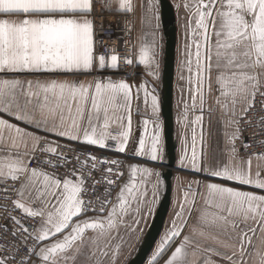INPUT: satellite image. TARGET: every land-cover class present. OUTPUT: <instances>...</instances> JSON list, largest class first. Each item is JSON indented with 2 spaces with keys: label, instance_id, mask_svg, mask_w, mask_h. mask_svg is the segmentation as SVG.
<instances>
[{
  "label": "snow or ice",
  "instance_id": "snow-or-ice-1",
  "mask_svg": "<svg viewBox=\"0 0 264 264\" xmlns=\"http://www.w3.org/2000/svg\"><path fill=\"white\" fill-rule=\"evenodd\" d=\"M113 3L117 11H133L132 0H108L104 7L111 8ZM183 7L188 14L184 66L191 103H184L182 120L191 131V153L185 135L180 165L254 190L205 183L202 193L198 190L200 181L189 182L150 264H157L181 235L197 197L204 207L197 210L198 227L192 232L218 246L205 244L201 248L200 240L187 235L164 264H189V248L193 255L197 250L209 254L202 264H218L212 256L223 264H248L246 256H254L255 264H264V194H260L264 192V178L259 165L252 173L253 157L245 161L237 147L241 125L252 124L248 117L257 110V104L264 113V0H184ZM94 11L95 0H0V113L24 125L0 118V200L4 202L0 220L13 224L12 228L7 223L0 225V264H105L102 257H108L110 251L114 264L120 245L113 246L112 241L122 239L119 227L125 217L132 216V224L139 227L159 202L164 179L159 171L146 166L147 161L163 158L158 97L145 83L137 86L134 95L133 86L124 80L59 78L119 68L118 55L109 58L96 54L94 21L89 19ZM148 11L158 28L155 0H149ZM151 35L150 42L139 46L138 62L125 57L124 63L137 62L158 80L156 33ZM140 90L145 105L151 96L155 119L151 121V135L146 139L142 134L133 142L131 102L140 99ZM214 91L228 153V163L216 166L207 162L203 148L197 151L198 135L201 145L204 143L205 95L210 97ZM213 111L208 108L209 114ZM196 112L200 114L191 119L189 114ZM149 122L143 121L145 133ZM258 126L264 132V115L258 117ZM49 134L69 143L49 139ZM71 142L107 148L136 161L127 164L129 179L120 186L110 209L111 186L116 184L110 177L123 176L119 169L124 162L101 159L74 148ZM129 143L136 144L130 154ZM260 145L264 147V141ZM242 146L250 147L243 142ZM141 157L146 160L138 161ZM255 159L264 161V153ZM61 169L65 170L62 174ZM98 172L101 180L96 179ZM103 183L110 187L101 196L97 186ZM90 194L96 199H86ZM9 205L11 211H7ZM89 212L106 216H89ZM253 225L261 234V246L248 253L257 234ZM220 234L225 239L221 240ZM233 237L239 244L238 253L237 244L229 243ZM229 248L233 249L231 254L222 251Z\"/></svg>",
  "mask_w": 264,
  "mask_h": 264
},
{
  "label": "crops",
  "instance_id": "crops-1",
  "mask_svg": "<svg viewBox=\"0 0 264 264\" xmlns=\"http://www.w3.org/2000/svg\"><path fill=\"white\" fill-rule=\"evenodd\" d=\"M173 4L176 16V28H177V35H176V52H175V73H174V94H173V111H174V136L176 140V159H175V166L174 172L172 177V191H171V198H170V207L161 231L158 240L156 241L151 253L149 254L145 264H150L151 257L153 253L156 251L158 243L161 241V238L164 236L165 232L171 227V222L175 217V212L177 210V202L182 198L183 191L186 189L187 185L191 181H200L199 191L204 192V184L205 183H219L230 187H237L240 190L244 191H253L254 189L251 186H241L236 184L235 182L225 181L222 178L212 177L206 172L194 173L188 171L181 167L180 165V158L182 155L183 150V140L185 135H187V139L189 142V154L191 153V131L190 129L185 128V123L182 120L183 113H184V103L189 101V93H188V83L187 77L188 72L184 66V54H185V22L188 17L186 10L183 7L184 0H170ZM102 5L104 7L105 3L108 0H101ZM133 3V11L134 14V45H135V55L134 61L138 62V50L141 42H150L152 40V32L156 33V41H157V60L159 61V79H155L153 76L148 75L147 71L145 70L143 65H138L137 62H134L137 68V74L133 77H126L120 74L117 69L106 68L104 70L96 69L93 71L91 75H80L78 77H59L60 79H78L80 81H93V80H107L111 79L113 81L124 80L130 85H132V91L135 95L137 91V86L141 83H145L149 92L156 95L159 99V122L163 127L162 133V144H163V158L160 161L152 162L147 161L146 166L153 168L159 171L162 175L164 172V165L168 163V154L166 150V139H165V122L162 114V89H163V68H164V59H165V45H166V37L164 34V28L162 23V13L159 0H155L156 9L159 16V27L156 28L157 21L152 18V13L148 11V4L149 0H132ZM177 5H181L177 7ZM109 11L113 12H120L116 10V5L113 3L111 8H106ZM92 19V15L89 17ZM190 40V37H189ZM181 75L184 76V79H181ZM194 75V73H193ZM33 78V77H28ZM41 79H45L47 77H40ZM194 87V85H193ZM154 90V91H153ZM216 95L215 91L213 92L212 96H208L207 93L205 95V106H204V123H203V137L204 143L201 145L199 141V135L197 140V151L199 152L201 148L208 154L207 155V162L212 166H216L217 163L220 165L228 163V153L225 150V140H224V127L223 123L221 122V113L216 110ZM144 93L143 90H140V99H133L131 102V133H132V141H138V138L143 134L146 136V139L151 135L153 130V124L151 123L152 120L155 118L152 115L151 109V96L148 98V104L145 105L144 103ZM211 107L214 111L209 114L208 108ZM200 114L199 112L190 113V118L194 119L195 115ZM0 118H4L9 120L10 123L17 124L18 126L23 127V123L16 121L13 117L8 116L7 114L0 113ZM144 120H149V124L147 125V133L144 132ZM29 130H32L29 128ZM198 134L201 129L197 128ZM231 131V129H228ZM49 139L53 140H60L64 142H69L65 138H58L52 134H49ZM111 143V142H110ZM136 146L135 143H129L128 145V153L130 154L133 148ZM99 148L98 146H92ZM124 155V154H122ZM240 157H242L245 161L248 159L239 153ZM125 156V155H124ZM138 161L143 162L146 158H137ZM136 161H130L126 159V163H132ZM257 165H259V171L261 172L262 178H264V161H258L257 159L253 158L251 162V170L252 173L255 174L257 169ZM129 179L128 169H127V176L125 179V183ZM193 190H197L196 186L193 185ZM151 191V186L149 185V192ZM259 192V190H256ZM165 194V181L164 185L161 188L159 194V202L155 206V210L153 214L148 217L146 223H141L139 227L137 225L132 224L133 217H125V222L120 225L119 227V237L122 239H116L112 241L113 246L116 244L120 245L119 253L116 256L114 264H128V262L134 257L136 252L138 251L139 247L141 246L144 238L146 237L152 222L155 218L156 212L160 205V202ZM264 194V192L260 193ZM149 199L151 196L149 195ZM203 201L201 197H197L196 207L191 212V217L187 218V224L183 228V231L179 237H177L171 244V247L165 252L162 258H158L157 264H164V261L167 260L171 253L175 250V247L179 246L180 242L182 241L184 236L191 235L193 240H200L201 248L205 244L211 245L213 247H217L213 241L211 240H202L198 234H193L192 229L193 227H198L197 223V210L203 208ZM90 216V215H89ZM106 216V215H105ZM179 223V221H177ZM128 225H132L131 228ZM257 227L256 225H253ZM244 226L241 225V228ZM143 229L140 231L139 229ZM116 235V233H113ZM251 236L252 234L249 233ZM260 232L257 227V234L253 237L252 246H249L247 251L251 253L253 248H259L261 246ZM220 239L223 240L225 237L223 234H220ZM229 243H236V251H239V244L236 241L235 237L229 241ZM233 249H222V251H227L231 254ZM193 249L189 248V255L188 260L189 264H202L203 259L205 256L209 255L207 253H203L202 251L197 250L196 254H192ZM105 264H113L111 259V251L108 257H102ZM212 259L217 260L218 264H223L220 261L219 257L212 256ZM248 264H255V257L254 256H246Z\"/></svg>",
  "mask_w": 264,
  "mask_h": 264
},
{
  "label": "built area",
  "instance_id": "built-area-1",
  "mask_svg": "<svg viewBox=\"0 0 264 264\" xmlns=\"http://www.w3.org/2000/svg\"><path fill=\"white\" fill-rule=\"evenodd\" d=\"M92 18L94 21V41H95V51L97 56L105 55L109 57L113 54H116L120 57L119 60V68L117 71L126 76V77H133L137 74V68L135 64L126 65L124 63V58H132L134 60L135 55V45H134V14L132 12L125 13V12H113L107 10L103 7L101 0H95V11L92 14ZM260 105L257 104V110L253 113H250L249 119L252 121L251 125L243 124L241 125V140L237 141V147L239 153L244 157L248 158L252 156L255 158V155L260 153H264V147H261L260 142L264 141V132H261L258 126V117L260 115H264V113L259 111ZM53 140V139H52ZM61 144H67L69 142L60 141ZM242 142L250 145L248 149H244L242 146ZM74 148H81V150L85 152H90L101 159L108 158V159H118L124 162V167L119 169V171H123L122 177H117L113 174L110 178L116 181L115 185L111 186V196L109 199L111 203L108 204V208L110 209L112 204L116 202V197L120 191V186L123 185L124 180L126 179L127 175V163L125 156L122 154H118L110 149H101L92 146H80L77 145L76 142H71ZM65 170L61 169L60 173L62 174ZM115 171V170H114ZM96 179L101 180L102 176L101 173H96ZM264 176V175H263ZM110 186L106 183H103L97 186V192L103 196L106 195L105 189L109 188ZM93 200L96 199L94 195L90 194V197ZM3 201L0 200V213L4 211L2 205ZM7 211H11V206L9 205ZM19 215V213H14ZM106 215V213H95L89 212L88 215L95 216V215ZM7 223L9 228L13 227L12 221H4L0 220V225ZM0 243H3L0 240Z\"/></svg>",
  "mask_w": 264,
  "mask_h": 264
},
{
  "label": "water",
  "instance_id": "water-1",
  "mask_svg": "<svg viewBox=\"0 0 264 264\" xmlns=\"http://www.w3.org/2000/svg\"><path fill=\"white\" fill-rule=\"evenodd\" d=\"M164 34L166 37L165 59L163 68V89H162V114L165 122L166 150L168 163L164 165L162 177L165 181V194L160 202L152 225L144 238L141 246L128 262V264H145L158 237L161 234L169 207L172 191V177L176 159V140L174 136V73H175V52H176V16L173 4L170 0H159Z\"/></svg>",
  "mask_w": 264,
  "mask_h": 264
},
{
  "label": "rangeland",
  "instance_id": "rangeland-1",
  "mask_svg": "<svg viewBox=\"0 0 264 264\" xmlns=\"http://www.w3.org/2000/svg\"><path fill=\"white\" fill-rule=\"evenodd\" d=\"M126 176H127V175H126ZM124 183H125V180H124ZM124 183H123V184H124ZM115 203H116V202H115Z\"/></svg>",
  "mask_w": 264,
  "mask_h": 264
}]
</instances>
